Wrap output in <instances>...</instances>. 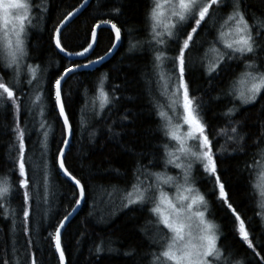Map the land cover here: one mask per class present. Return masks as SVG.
<instances>
[{
	"label": "trees",
	"instance_id": "trees-1",
	"mask_svg": "<svg viewBox=\"0 0 264 264\" xmlns=\"http://www.w3.org/2000/svg\"><path fill=\"white\" fill-rule=\"evenodd\" d=\"M83 1L46 0L48 10L45 18L34 20L36 26L29 28L26 43L31 58L27 62L40 66L38 84L44 83L47 77L54 80L70 62L87 63L85 58H66L49 43V32L53 25L62 19L64 13L73 11ZM34 2L43 6L42 0ZM147 3L148 0H91L88 7L64 29L63 43L70 52L82 51L81 45L86 46L89 29L101 19H112L121 27L122 37L119 47L106 62L95 69L77 71L63 85L66 112L73 128L71 147L66 152V167L87 187V200L70 220L61 237L67 264H149L151 257L148 254L156 249L148 226L151 217L147 208H123L119 191L131 181L137 162L147 164L154 156L158 159L161 152L158 146L166 143L158 130L164 121L156 115L153 106L155 104L164 111L168 99L162 89L164 78L153 74L152 54L145 43L148 38L145 31ZM243 3L250 23L255 21L258 26L264 24V0H243ZM116 8L121 9L120 14L109 15ZM227 11L229 7L226 5L222 12ZM32 15L35 17L38 13L34 11ZM214 35V30L209 26L199 30L196 46L187 54L189 64L186 79L190 81L192 95L203 104L205 120L214 131H219L226 124V117L222 114L232 106L223 98L222 90L226 89L233 73L222 74L221 79L213 81H209L205 75L201 57L209 49ZM113 43L114 32L106 27L99 29L98 41L87 59L95 60L104 55ZM248 58L256 59L252 56ZM257 62L264 64V52L259 53ZM232 67L238 73L243 64L236 63ZM105 76L106 88L119 85L116 92L118 101L100 110L95 90L99 87L100 78ZM27 78L25 76V80ZM36 87L34 85L29 89L25 84L24 91L34 97ZM42 107L48 109L44 117L40 115V108L33 112L31 125L34 127L29 143L31 150L28 152L29 162L36 167L35 179L39 184L38 211L32 212L30 235L25 236L20 227L21 197L11 193L0 200V257L10 259L11 264H25L24 257L28 252L36 254L37 264H60L49 233H54V226L75 206L72 193L76 189L72 183L41 157L42 145H46L44 151L50 147L51 152L55 153L62 135V121L56 118V113L50 110L47 102ZM239 107L235 119L243 120L241 131L247 133L245 152H232V148L238 149L239 145L225 144L224 137H218L219 144L229 149L219 160V169L222 180L230 190L231 202L246 219L248 230L255 238L254 243L259 245L264 242V209L259 207L258 195L251 189L245 162L251 163L253 153L257 154L258 159H264L259 155L260 149H264V93L255 103ZM12 124L10 114H0V182L7 180L14 184L17 176L11 169L16 153L9 147L13 140L9 131ZM41 124L50 127L41 130ZM43 131H49L46 142ZM173 169L170 166L168 172L172 173ZM199 173L200 169L197 168L198 181ZM255 177L254 173L253 182ZM198 187L208 194L211 218L220 226L222 233L220 243L235 254V260L242 264H256L252 251L234 231V218L211 194L213 182H200ZM109 193L113 195L109 196ZM45 195L47 204L43 202ZM5 208L9 210L7 216L4 214ZM13 210L16 211L15 228ZM146 230L148 234H145ZM29 239L31 245H27ZM97 245L103 251L96 252ZM257 250L261 251L259 248ZM261 255H264V251H261Z\"/></svg>",
	"mask_w": 264,
	"mask_h": 264
},
{
	"label": "snow or ice",
	"instance_id": "snow-or-ice-1",
	"mask_svg": "<svg viewBox=\"0 0 264 264\" xmlns=\"http://www.w3.org/2000/svg\"><path fill=\"white\" fill-rule=\"evenodd\" d=\"M86 4L87 0H84L80 7L63 14L49 32V43L69 57H84L87 63L70 62L54 80L47 77L44 83L38 84L40 66L27 63L31 57L26 41L29 28L36 26L33 21L45 18L48 10L46 0H42L43 6L35 4L34 0H0V114L7 113L13 117L9 129L13 140L9 147L16 153L11 171L17 176L14 184L7 180L0 182V198L11 193L21 197L20 227L25 236L30 235L31 215L33 211H38L39 204L36 167L28 160L34 127L31 121L36 108H40L41 117L45 116L48 109L42 105L47 102L50 110L56 113V118L62 121V135L55 153L51 152L50 147L44 151L46 145H42L41 157L51 168L61 172L76 189L72 193L75 206L54 226V233H49L60 264H65L62 230L81 203L87 200L86 185L66 167V152L71 147L73 128L66 112L63 85L79 69L103 61L116 48V43H113L104 55L88 60L87 53L98 41L97 29L108 27L114 31L117 42L121 39V27L112 19H101L89 29L86 46L81 45L82 51H68L63 43L64 29ZM226 5L229 11L225 13L222 8ZM34 11L38 13L35 17L32 15ZM120 12L121 9L116 8L109 15H119ZM145 25L148 33L145 43L152 54L153 74L161 79L162 72L168 76L167 89L172 97L168 111L159 110L153 105L156 115L164 121L158 130L166 143L158 146L161 149L158 159L154 156L147 164L137 162L131 181L119 191L123 208H147L151 217L148 226L156 249L148 254L151 257L149 264H242L234 259L235 254L227 246L220 243L222 233L220 226L211 218L208 194L198 187L200 182L206 183L208 180L213 182L211 194L234 218L236 235L252 251L256 264H264V255H261L264 242L259 245L254 243L255 238L248 230L246 219L231 202L230 190L222 180L219 160L229 149L219 144L217 139L223 136L225 144L239 145L238 149L232 148V152H245L247 133L241 131L243 120L235 117L240 111L239 106L255 103L264 93V64L257 62L259 53L264 52V24L258 26L255 21L250 23L243 0H148ZM206 26L214 30L215 35L209 43L210 53L206 49L201 57L205 75L209 81H213L221 79L222 74L233 73L226 89L222 90L223 98L232 106L222 114L226 117V124L219 131H214L205 120L203 104L192 95L190 81L186 79L189 64L187 54L196 46L199 30ZM170 52L174 54L170 55ZM249 56L256 59H249ZM241 62L243 68L236 73L232 65ZM106 80V76L101 77L95 90L100 110L118 101L116 92L119 85L106 88ZM25 84L29 89L37 85L34 97L24 91ZM46 127L50 126L40 125L41 130ZM184 127L186 131H182ZM43 137L46 142L49 131H43ZM254 144L259 147L257 141ZM259 155L264 158V149H260ZM170 166L179 170L176 175L168 174ZM156 168L160 170L153 171ZM197 168L200 169V181L196 177ZM245 171L249 173L253 193L258 195L259 207L264 209V159H258L257 154L253 153L251 163L245 162ZM112 195L109 193V196ZM43 202L48 203L47 195L43 197ZM8 211L4 209L5 216ZM12 216L15 228V210ZM145 234H148L147 230ZM31 244L29 239L27 245ZM101 251L103 249L97 245L96 252ZM24 260L25 264H37L36 254L32 252L26 253ZM0 264H11V260L0 257Z\"/></svg>",
	"mask_w": 264,
	"mask_h": 264
},
{
	"label": "rangeland",
	"instance_id": "rangeland-1",
	"mask_svg": "<svg viewBox=\"0 0 264 264\" xmlns=\"http://www.w3.org/2000/svg\"><path fill=\"white\" fill-rule=\"evenodd\" d=\"M162 75H163V78H164V81L162 80V89H163L164 95L167 96V99H168V102L165 103L166 105L164 106L163 110L164 111H168L167 108H169L171 106L172 97H171L170 91L167 89L168 76L166 74H163V72H162ZM166 106H167V108H166ZM169 115H172V113L169 112ZM182 131H186V127L182 128ZM178 171H179L178 169H173L172 173L168 172V174L176 175ZM5 198H6V196L3 197V198H0V200H4Z\"/></svg>",
	"mask_w": 264,
	"mask_h": 264
},
{
	"label": "bare ground",
	"instance_id": "bare-ground-1",
	"mask_svg": "<svg viewBox=\"0 0 264 264\" xmlns=\"http://www.w3.org/2000/svg\"><path fill=\"white\" fill-rule=\"evenodd\" d=\"M83 2H84V1H83ZM83 2H82V3H83ZM82 3H81V4H82ZM81 4H80V5H81ZM80 5H79V6H80ZM79 6H78V7H79ZM87 7H88V6H87ZM73 11H74V10H73ZM79 14H80V13H79ZM77 16H78V15H77ZM77 16H76V17H77ZM76 17H75V18H76ZM75 18H74V19H75ZM74 19H73V20H74ZM73 20H72V21H73ZM72 21H71V22H72ZM71 22H70V23H71ZM106 28H108V27H106ZM98 30H99V29H97V33H98ZM113 32H114V31H113ZM114 34H115V33H114ZM121 39H122V37H121ZM121 39H120L119 42H117V41L115 40V43H116V45H117L116 48L113 49L112 52H111L110 54H108V55L106 56V58H105L101 63H99V64L96 65V66L91 65V66L88 67V68H81V69H79L78 71H81V70H89V69H95V68H97L98 66H100L101 64H103L104 62H106V61L112 56V54L116 51V49L119 47V45H120V43H121ZM95 45H96V44H95ZM58 51H59V50H58ZM92 51H93V50H92ZM92 51H90L89 53H87V56H88ZM60 53H61L63 56H65L66 58H68V59H71V60H77V58L69 57V56H67L66 54L62 53V52H60ZM83 58H84V57H83ZM78 59H82V58H78ZM83 203H84V202H83ZM83 203H82V205H83ZM82 205H81V207H82ZM81 207H80V209H81ZM80 209H79V210H80ZM79 210H78V212H79ZM78 212H77V213H78ZM77 213H76V214H77ZM76 214H75V215H76ZM75 215H74V216H75ZM74 216H73V217H74ZM73 217H72V218H73ZM72 218H71V219H72ZM69 222H70V221H69ZM67 225H68V224H67ZM67 225H66V226H67ZM65 228H66V227H65ZM65 228H64V230H65ZM64 230H63V232H64ZM63 232H62V234H63ZM62 234H61V237H62ZM65 259H66V258H65ZM66 264H67V261H66Z\"/></svg>",
	"mask_w": 264,
	"mask_h": 264
},
{
	"label": "water",
	"instance_id": "water-1",
	"mask_svg": "<svg viewBox=\"0 0 264 264\" xmlns=\"http://www.w3.org/2000/svg\"><path fill=\"white\" fill-rule=\"evenodd\" d=\"M90 2H91V0H87V4H86V6L83 7V8H81V10H80L79 13H81V12H82V11H83V10L89 5V4H90ZM82 4H84V2H83ZM79 7H80V6H79ZM79 13H77L76 16L79 15ZM76 16H75V17H76ZM75 17H74V18H75ZM74 18H73V19H74ZM73 19H72V20H73ZM72 20H71V21H72ZM95 44H96V43H95ZM94 47H95V45H94ZM94 47H93V49H94ZM93 49H92V50H93ZM92 50H90V51H92ZM90 51H89V52H90ZM64 54H65V53H64ZM71 57H74V58H77V59H78V58H83V57H77V56H71ZM101 62H102V61H101ZM101 62H99V63H101ZM99 63L94 64V66L98 65ZM82 203H83V202H82ZM82 203H81V205H82ZM81 205L77 208V211H76L75 213H73L72 217L78 212V210L80 209ZM72 217H71V218H72ZM71 218L69 219V221L71 220ZM69 221L66 223V225L69 223ZM63 230H64V229H63ZM63 230H62V232H63ZM65 264H66V259H65Z\"/></svg>",
	"mask_w": 264,
	"mask_h": 264
}]
</instances>
